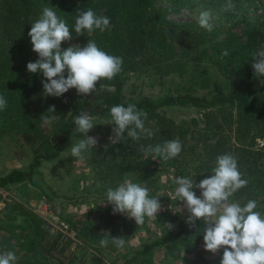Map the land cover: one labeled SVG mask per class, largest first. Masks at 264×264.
Returning <instances> with one entry per match:
<instances>
[{
  "label": "rangeland",
  "instance_id": "374dc122",
  "mask_svg": "<svg viewBox=\"0 0 264 264\" xmlns=\"http://www.w3.org/2000/svg\"><path fill=\"white\" fill-rule=\"evenodd\" d=\"M152 3L164 9L166 19L180 24L184 36L193 41V46L184 57L171 60L156 54L144 58L137 71L126 72L124 96L134 101L140 98L158 100L164 95L185 93L209 97L215 81L226 87L218 75L217 57L205 42L206 37L232 21L264 19V0H231L234 7L227 11L224 6L228 0H153ZM203 10L212 15L211 32L201 28L197 22ZM67 47L69 45L65 44L63 49ZM186 56L188 63L185 62ZM162 59L165 61L161 62ZM29 62L33 61L28 57L15 59L13 66L8 67L11 78L5 76V87L15 85L17 76H27L30 80L39 77V72L27 70ZM201 63H209L207 75L193 72L194 64L198 66ZM27 98L32 102L30 116L38 131L35 134L30 130L26 134L20 122L14 127L0 124V175L12 168H25L33 160L32 147L45 136H53L59 129L61 112L59 104L55 105L58 97L46 96L39 91ZM52 106H55V113L49 110ZM161 111L172 126V138L161 136L160 125L145 124L146 128L154 131V135L135 140L137 145L127 156L123 169L112 165L116 158L112 154L115 144L109 139L114 136L111 118L90 113L96 125L88 135L98 142L94 148L83 153V160L70 156L72 143L86 138L75 126L58 156L41 160L31 182L0 187V254L14 252L18 257L16 264H36L39 259L47 264H220L223 249L216 253L206 251L203 236L198 244L192 240H178L155 248L145 256L130 259L134 250L144 243L178 230L187 208L183 201L175 197L178 185L174 181L177 177L193 178L196 182V169L200 170V175L209 177L212 172L209 173L208 166L213 163L209 162V157L213 153H230L239 160L247 157L250 148L259 153L254 159L264 158V123L225 108H213L208 114L205 109L193 106L167 107L161 108ZM42 116H56V119L51 124H45ZM248 121L249 124H246ZM174 139H179L182 144V151L177 157L165 161L154 154H145L148 145L155 146ZM241 165L239 170L243 178L250 183L253 181L249 190L252 200L257 201L255 211L258 209L262 214L264 176L252 174L253 168L246 171L248 161ZM125 179L147 187L150 196H159L161 210L152 218L145 217L143 225H137L133 218L126 215L114 214L111 204H102L107 202V188H116ZM193 191L197 194L198 188ZM24 212L39 218L43 227L49 224L51 230L61 229L74 239L65 254L58 256L59 260L48 257L41 244L37 249L29 250L27 235L32 231V222ZM167 224L173 227L169 229ZM111 237H122L124 247L117 248ZM101 239L109 240L107 247L100 245ZM200 255L202 259H198Z\"/></svg>",
  "mask_w": 264,
  "mask_h": 264
},
{
  "label": "trees",
  "instance_id": "16d2710c",
  "mask_svg": "<svg viewBox=\"0 0 264 264\" xmlns=\"http://www.w3.org/2000/svg\"><path fill=\"white\" fill-rule=\"evenodd\" d=\"M152 2L153 0H52V2L50 0H0L1 79L5 76L8 77L7 79L11 78L8 67L13 66L16 58L28 57L33 62L39 58L38 54L32 50L33 46L28 32L31 29V24L40 17L42 9L47 6L53 8L70 28L72 39L62 42V48L65 44L84 46L88 40H94L98 47L106 53L123 59L122 71L111 80L101 79L98 81V91L85 96L78 94L73 88L57 98L59 103L56 100L55 105L59 104L61 112L59 129L53 136H45L32 147L33 160L25 168H12L7 173L0 175L1 188L12 184L31 182L32 174L41 160H51L58 156L63 144L76 126L74 118L81 112L111 118L110 109L113 106L124 105L127 107L129 104H135L138 109L147 112L145 124L160 125V134L165 138H172V126L162 115L164 111H161V108L167 107L193 106L205 109L206 114L211 113L210 110L213 108H225L231 112L237 110L248 119H258L264 123V76L255 75L252 68V64L255 62L254 53L264 48V19L254 22L232 21L206 37L205 42L209 44L217 57L215 64L218 75L221 76L222 83L226 85V87H222L215 81L209 97L185 93L164 95L158 100L140 98L134 101L125 98L124 75L128 71H137L138 65L142 66L144 63L142 61L144 58L158 54L163 59L167 57L172 60L187 54L189 48L193 46V41L184 36L180 24L166 19L164 9L153 5ZM88 9H92L98 16L109 17V29L104 32L97 29L92 33L84 30L83 35H78L75 32V20L78 13ZM219 37H223V39L218 40ZM225 49L229 52L228 56H222V51ZM186 57L185 62L188 63L189 58ZM163 59L160 61H165ZM195 71L207 75L210 71L209 63H201L198 66L194 64L193 72ZM64 74L67 77V72ZM17 77L16 83L12 87H5L6 77L0 82V95H3L8 102L6 110L0 111V124L14 127L20 122L23 124L26 134L30 130L36 134L38 130L30 116L32 102H29L27 97H33L39 91L43 92L41 81L46 78L41 72H39L38 78L31 80L27 76ZM99 87L101 88L99 89ZM245 123L249 124V121ZM124 135V141L116 143L112 148V154L116 158L115 162L112 159V165L119 169L126 166L127 156L133 152L137 145L135 140L127 137L126 132ZM256 155L259 153L253 152L249 148L247 157L243 156L237 160L238 166L240 165L238 168L241 169V164L248 161L249 166L245 170L250 171L253 168L251 173L262 177L264 176V158L254 159ZM218 156V153L210 155L209 162L213 163L208 166L209 173L215 167ZM196 174L197 184L206 178L205 175H200L198 169H196ZM249 184L253 186V181L248 182L246 187L234 193L230 200L237 201L241 206L252 200ZM197 192L196 195L200 196L201 190L198 189ZM24 214L32 222V231L27 235L30 239L29 250L37 249V246L41 244L42 251L48 257H55L59 260L58 256L65 254L70 244L74 243V239L61 229L51 230L49 224L43 227L41 220L32 213L24 212ZM189 215L187 210L175 232L165 233L135 249L130 260L145 256L155 248L178 240H192L194 244H198L202 239L205 224L202 220H197L195 226H189L186 223ZM92 231L97 232L98 229H92ZM202 258V255L198 257V259ZM36 264H47V262L39 259Z\"/></svg>",
  "mask_w": 264,
  "mask_h": 264
},
{
  "label": "clouds",
  "instance_id": "9594fccd",
  "mask_svg": "<svg viewBox=\"0 0 264 264\" xmlns=\"http://www.w3.org/2000/svg\"><path fill=\"white\" fill-rule=\"evenodd\" d=\"M234 7L231 0L224 6V10ZM212 15L203 10L199 13L198 24L201 28L211 32ZM110 27V18L98 16L92 9L78 13L75 20V32L83 35L84 30L92 33L94 30L104 32ZM31 38L32 50L38 54L35 62L27 64L31 73L41 72L43 77V94L60 97L69 89L75 88L78 94L91 95L98 91L97 82L101 79H113L122 71V57L110 55L98 47L94 40H88L84 46L70 45L66 49L62 42L70 41L72 35L67 22L60 18L51 7H44L40 17L31 24L28 32ZM223 39L219 37L218 40ZM228 50L222 51V56H228ZM252 68L255 75L264 76V48L253 55ZM67 70V77H65ZM8 102L0 95V111L6 110ZM55 113V106L49 108ZM114 136L110 137L112 144L124 141L127 137L139 140L142 136L151 138L154 131L145 127L147 112L138 109L135 104L116 105L110 109ZM45 124H51L56 116H42ZM77 131L85 134L86 138L73 144L71 155L80 160L83 153L94 148L97 139L89 136V131L96 125L87 112H81L74 118ZM145 154H154L167 161L177 157L182 151L179 139L165 141L155 146L148 145ZM178 187L175 197L184 202L190 215L186 223L195 226L197 220L205 224L203 232L204 247L212 253L223 249L220 264H264V215L257 208V201L249 200L241 206L238 202H231L230 197L238 190L246 187L248 180L238 168L237 158L225 153L219 155L215 161L212 175L202 179L198 184L193 178L177 177L174 181ZM201 190L200 196L193 191ZM106 203L113 206V213H120L135 220L137 225H143L145 217L152 218L161 210L159 196H150V190L139 183L125 179L116 188H107ZM169 229L173 226L167 224ZM111 242L119 249L125 245V240L111 237ZM108 239H101L100 245L107 247ZM18 257L12 251L0 254V264H16Z\"/></svg>",
  "mask_w": 264,
  "mask_h": 264
},
{
  "label": "built area",
  "instance_id": "2783aa9c",
  "mask_svg": "<svg viewBox=\"0 0 264 264\" xmlns=\"http://www.w3.org/2000/svg\"><path fill=\"white\" fill-rule=\"evenodd\" d=\"M262 215H264V212L262 213Z\"/></svg>",
  "mask_w": 264,
  "mask_h": 264
}]
</instances>
